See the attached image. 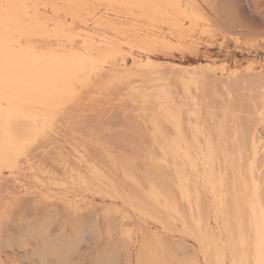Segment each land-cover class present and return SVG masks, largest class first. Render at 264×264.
<instances>
[{"label":"bare ground","instance_id":"6f19581e","mask_svg":"<svg viewBox=\"0 0 264 264\" xmlns=\"http://www.w3.org/2000/svg\"><path fill=\"white\" fill-rule=\"evenodd\" d=\"M239 1L0 0V264L20 249L41 264H72L76 246L88 236L101 238L104 226L109 243L96 252L94 264H119L122 258L130 264H175L162 251L188 253L193 244L185 235L198 244L201 259L178 264H264V74L250 63L245 72L221 68V76L208 63H173L165 70L148 53L159 41L148 32L164 25L178 40L188 30L208 33L212 27L242 34L249 29ZM42 8L62 15L44 16ZM121 19L131 25L126 28ZM124 48L143 52L131 53L133 67L117 64ZM208 87L212 97L220 87L233 99L238 90H256L259 96H249L263 98L260 104L245 94L237 99L247 100L245 109L251 103L254 122L248 119L244 127L240 106L236 113L229 103L218 107L225 116L217 115L213 102L207 101L210 107L202 98ZM117 106L138 111L135 125L115 131L123 145L152 144V166L142 176L137 150L121 153L120 142L118 151L120 145H111L102 131H85L84 117L105 108L113 113ZM132 112L127 115L135 117ZM227 115L234 118L231 124ZM144 126L152 141L146 142ZM203 191L211 196L213 220L204 211ZM96 197L109 202L99 207ZM151 223L165 233L180 224L184 238L170 243Z\"/></svg>","mask_w":264,"mask_h":264},{"label":"rangeland","instance_id":"374dc122","mask_svg":"<svg viewBox=\"0 0 264 264\" xmlns=\"http://www.w3.org/2000/svg\"><path fill=\"white\" fill-rule=\"evenodd\" d=\"M240 3V4H239ZM256 3H259V5L260 6H258V4H257V6H256ZM238 6H239V8H240V10H242V12H240V13H242L241 15H242V20L243 21H245V23H247V27H248V29L249 30H242V31H240L242 34H240L239 33V31H238V36H237V34L235 35V36H233L235 33L233 32V31H235V30H233L232 31V29H231V31L234 33V34H228V33H231V31H229V32H227V33H225L227 30H225V29H222L221 30V28H215V27H212V28H210V30H209V32L208 33H200V30L199 29H195L194 31L193 30H191V31H186V34L188 35L186 38H184V39H181V40H178L177 38H173V37H171L170 36V33H169V31H170V29H169V27L167 26V25H164L163 26V28L161 29V30H158V29H155V30H150L148 33L150 34V36L151 35H153V36H151V37H154V38H156L157 39V41H158V44L157 45H152V47L150 46V49H149V51H148V53L149 54H151L152 55V58L154 59V60H156V61H158V62H160V63H162V65L161 66H163L162 68H166L167 70H171L173 67H171V65L173 64V63H177V64H184V65H190V66H200V65H207V63L208 64H210V65H213L215 68H217V71H218V76H221V72H220V70H221V68H224L225 67V71L227 72V71H232L231 69H233V70H238L239 72H245L247 69H248V67H249V65L250 64H252V65H250L251 67H252V69H253V71L254 72H258L259 71V73L260 72H262L263 74H264V38H262V37H258L259 35L261 36V34L260 33H262V31H264V24H261L264 20V16H262V15H264V0H244V1H239L238 2ZM241 6V7H240ZM244 7V8H243ZM261 7H262V9L263 10H261ZM100 9H102V11H103V8L102 7H99ZM259 8H260V10H259ZM42 10V12H43V15L44 16H50V17H55V16H57V15H62V11H60V12H58V13H56L55 11H53L51 8H49V9H44V8H42L41 9ZM101 11V10H100ZM101 11V12H102ZM244 12V13H243ZM244 15H245V17H247V18H245L244 17ZM248 15V16H247ZM260 16V17H259ZM259 17V18H258ZM263 17V18H262ZM249 18V19H248ZM253 19V20H252ZM259 19H262V20H260V22L258 21ZM117 21V20H116ZM250 21L252 22V23H250ZM117 22H119L120 24H125L124 26H126V28L127 27H129L131 24V22L129 21V20H123V19H121V20H118ZM249 22V23H248ZM254 22V23H253ZM128 23V24H127ZM249 24H251V26L249 25ZM258 24V26H255V25H257ZM249 25V26H248ZM260 25V26H259ZM252 26L254 27L255 26V28L253 29L252 28ZM215 28V29H214ZM257 28H259V30H257ZM167 29V30H166ZM252 29H253V31H252ZM158 30V31H157ZM157 31V32H156ZM243 31H244V33H246L247 34V32H248V34L245 36L244 35V33H243ZM246 31V32H245ZM251 31H252V34H254V36H255V32L254 31H257V35L255 36V37H251L250 35H251ZM259 31H260V33H259ZM189 32V33H188ZM254 32V33H253ZM192 33V34H191ZM209 33H211L212 35H209ZM237 33V32H236ZM249 33H250V35H249ZM163 34V35H162ZM205 34V35H204ZM259 34V35H258ZM263 34V33H262ZM190 35V36H189ZM243 35V36H242ZM158 36V37H157ZM203 36V37H202ZM230 36H232V37H230ZM250 36V37H249ZM224 37V38H223ZM169 38V39H168ZM189 38V39H188ZM226 38V39H225ZM165 39V40H164ZM168 39V40H167ZM170 40V41H169ZM237 40V41H236ZM247 40V41H246ZM250 40V41H249ZM255 40V41H254ZM258 40V41H257ZM262 40V41H261ZM34 41L35 42H38V43H40V44H42V43H45V45H50V43H48L49 41L48 40H46V39H44V38H40V40L38 39V38H35L34 39ZM45 41V42H44ZM165 41V42H164ZM167 41H169V42H167ZM171 41H173V42H171ZM191 41H192V43H191ZM198 41V42H197ZM205 41V42H204ZM254 41V42H253ZM163 42H164V46H163ZM171 42V43H170ZM238 42V43H237ZM258 43V44H260V45H258V44H256V43ZM162 43V44H161ZM171 44V46L172 47H168V46H170V44ZM172 43H174V44H172ZM194 43V44H193ZM198 43V44H197ZM234 43H236V44H234ZM240 43V44H239ZM249 43V44H248ZM250 43H251V45H250ZM176 44H179L178 46L176 45ZM182 44V45H181ZM190 44V45H189ZM206 44H208V45H206ZM222 44V45H221ZM244 44V45H243ZM254 44V45H253ZM44 45V44H43ZM159 45V46H158ZM168 45V46H167ZM175 45V46H174ZM201 45V46H200ZM212 45H214V46H212ZM161 46V47H160ZM184 46V47H183ZM222 46V47H221ZM253 46V47H252ZM255 46V47H254ZM168 47V48H167ZM176 47V48H175ZM178 47V48H177ZM256 47H257V49H256ZM166 48V49H165ZM184 48H186V49H184ZM251 48V49H250ZM152 49V50H151ZM238 49H239V51H238ZM124 52L117 58V64L118 65H123L125 62H126V64L128 65V66H130V67H133L135 64H134V60L132 59V57H131V53L132 54H134V55H136V56H139L140 54H142L143 52L140 50L139 51V49H137V48H135V49H133V50H131V49H128V48H124ZM229 50V51H228ZM251 50H252V52H251ZM257 50V51H256ZM153 51H155L154 53H153ZM237 51V52H236ZM130 52V53H129ZM249 52V53H248ZM256 52V53H255ZM122 56H124V57H122ZM236 56V57H235ZM120 57H121V59H120ZM128 57V58H127ZM125 58V59H124ZM234 59V60H233ZM121 61V62H120ZM167 62H169V63H167ZM253 62V63H252ZM259 62V63H258ZM225 63V64H224ZM227 63V64H226ZM250 63V64H249ZM200 64V65H199ZM253 64H255V65H253ZM217 65V66H216ZM220 65V66H219ZM229 65V66H228ZM228 66V67H227ZM220 67V68H219ZM171 68V69H170ZM246 68V69H245ZM165 69V70H166ZM259 73H257V74H259ZM207 89V88H206ZM211 89H213L212 87H211ZM210 87H208V89L207 90H209L208 91V95L206 94L205 95V92H207V91H205V92H203L204 94H203V100L204 101H208L209 102V104L211 105V102H210V100L213 102L212 103V108L213 109H215L214 110V112L217 114V115H219V113H221L220 115L222 116V118L225 116L224 115V112L222 113V112H220V111H222V109L220 110L219 108H221L222 106H223V104L225 105V106H227L228 105V103H229V106L233 109L234 108V110H235V112L237 113V111H236V108H237V110H239L240 108H241V110L240 111H242V112H240L239 111V113H237V114H240L239 115V117L241 116V115H243V118L245 117L246 118V120H245V123H243V121H244V119L241 117L240 119V122L242 123V125H244V127H246V121H247V123L249 122L250 123V125H251V123H253L254 122V117L253 116H255L254 115V113H253V115H252V112H254V109H253V106H251V103H253L254 105L256 104V103H258V104H260V102H257V100L259 101H261L262 102V100H263V98H261V97H258V99H256L257 97V94H258V96H259V93L256 91V90H254V91H256L257 92V94H255V97H254V94H253V96H249L250 94H252L254 91H252L251 93H248V92H244V91H235L236 92V95L238 94L239 96L241 95V96H243L244 94L245 95H248L249 96V99H247L246 97H242L243 99L244 98H246L248 101L250 100L251 101V103H249V102H247V109H249V107H252V108H250L249 110H247V109H245L246 107L244 106V105H246L245 104V101H247V100H245L244 102L243 101H239L238 102V100H240L241 99V97H237V98H235L236 100H237V102L238 103H235V105H234V101L236 102V100L235 99H233L234 97L233 96H230L229 97V95L228 94H226L223 90L221 91L220 90V87H217L216 88V91H218V94H217V99L215 98V97H212V94H210L209 95V93H211L210 92ZM257 90H259V89H257ZM211 91H213V90H211ZM260 91V90H259ZM221 92H224V96L223 95H221ZM234 92V93H235ZM241 92V93H240ZM244 92V93H243ZM256 92H254V93H256ZM234 93H233V95H234ZM248 93V94H247ZM261 93V92H260ZM220 94V95H219ZM223 94V93H222ZM204 95L205 96H207V97H204ZM218 95H219V97H218ZM226 95H227V97H226ZM209 96V97H208ZM212 98H211V97ZM222 96H223V98H222ZM247 96V97H248ZM260 96H261V94H260ZM224 97L226 98V99H228V102L226 103V101H225V99H224ZM232 97V98H231ZM205 98V99H204ZM210 98V99H209ZM253 98V99H252ZM209 99V100H208ZM233 99V100H232ZM214 100V101H213ZM218 100V101H217ZM230 100H232L233 101V104H231V101ZM242 100V99H241ZM256 100V101H255ZM208 102H207V104H208ZM243 102V103H242ZM256 102V103H255ZM216 103H220V104H218V106L216 107V108H218V109H216L214 106H215V104ZM221 103H222V105H221ZM132 105V104H130V103H127V105ZM208 104V105H209ZM231 104V105H230ZM240 104H243V105H240ZM252 104V105H253ZM257 104V105H258ZM126 105V106H127ZM129 105H128V107H129ZM209 105V106H210ZM221 105V106H220ZM126 106L125 107H119V106H117V109L115 108V110H114V107L113 108H111L110 110H112V112L113 113H115L116 114V116H115V114L112 116L111 114H113V113H111V112H109V108H107V113L108 114H110L109 116L111 117V122L110 123H108L109 122V119H108V117L109 116H107L108 114L106 113V108L103 110V111H105V112H100V111H97V112H99V113H97L96 112V115L97 114H99V115H95L94 116V114L92 113V115H90L88 118L86 117H84L83 119H88V120H86L85 122L88 124V126H89V129L87 128L88 126H87V124H86V128H85V131H88V130H90V129H94V130H96L97 131V133H99V131H102L101 132V135H102V137L104 136V138H105V140H108V142H109V140L112 142V143H110L111 145H113V143H115L116 145H120L119 144V142L123 145V142L124 141H122L121 140V138L120 137H118V136H121V135H118V133H117V135L115 134V131L116 132H119V130H123L124 131V129L126 128V130H125V132L126 131H128V128L129 127H131V125H135L136 123H137V121H139V118H138V120H137V118H136V115L138 114V111H134V113L131 111V110H126ZM210 106V107H211ZM238 106H240V108L238 107ZM242 106H243V109H242ZM94 108L96 107V106H93ZM92 107V108H93ZM132 107V106H131ZM229 107V108H230ZM245 107V108H244ZM101 106L99 107L98 106V110H101ZM119 108V109H118ZM121 108V109H120ZM122 108H123V113H125V114H123L124 116L123 117H121L122 116V114L121 113H118V112H122L121 110H122ZM130 108V107H129ZM128 108V109H129ZM133 108H134V106H133ZM230 108V109H231ZM239 108V109H238ZM132 109V108H131ZM213 109H209L210 111L212 110L213 111ZM244 109L246 110L245 111V113H243L244 112ZM85 110V109H84ZM134 110V109H133ZM251 110H252V112H251ZM118 111V112H117ZM86 112V111H85ZM84 112V113H85ZM130 112H132L133 114H134V116L135 117H129L127 114L129 113L130 114ZM246 112H247V114H246ZM249 112V113H248ZM118 113V114H117ZM131 113V114H132ZM86 114V113H85ZM103 114H107V115H101ZM132 114V115H133ZM136 114V115H135ZM215 114V115H216ZM249 114H251L250 116L252 117L251 119H253V121H251L250 120V116H249ZM89 115V114H88ZM117 115H118V117H117ZM126 115V116H125ZM132 115H130V116H132ZM245 115V116H244ZM107 117V118H103V117ZM117 118H115V117ZM229 116V117H228ZM230 116H232V115H227V117H228V119L229 120H231V122H230V124L232 123V120H234V118H233V116L231 117V119H230ZM249 116V117H248ZM95 117H97V119L95 118ZM120 117V118H119ZM128 117H129V119H128ZM91 118V119H90ZM94 118V119H93ZM99 118H101V119H99ZM122 118V119H121ZM125 118V119H124ZM131 118V119H130ZM136 118V119H135ZM221 117L219 116V118H218V116H217V118H216V121L217 120H219ZM221 118V119H222ZM96 119V121L95 122H92L93 120H95ZM108 119V120H107ZM112 119L114 120V122L112 121ZM134 119V120H133ZM98 120H99V122H98ZM106 120V121H105ZM116 120V121H115ZM118 120V121H117ZM126 122H125V121ZM243 120V121H242ZM90 121V122H89ZM132 121V122H131ZM134 121H136V122H134ZM105 122H107V123H105ZM117 122V123H116ZM124 122V123H123ZM128 122H129V124H128ZM93 123V124H92ZM120 123V124H119ZM85 124V123H84ZM107 124V125H106ZM113 124H115L116 125V127L115 126H113L114 127V129H112L111 127V125H113ZM126 124H128V125H130L128 128L126 127ZM211 124V123H210ZM97 125V126H96ZM120 125V126H119ZM123 125H124V127H123ZM249 125V124H248ZM248 125H247V127H248ZM249 125V126H250ZM111 126V127H110ZM118 126V127H117ZM94 127V128H93ZM116 128H118V129H116ZM124 128V129H123ZM144 128H146V129H144ZM102 129V130H101ZM104 129V130H103ZM110 129V130H109ZM112 129V130H111ZM143 129H144V131H143V133H145V134H147V136H146V138L148 139V135H149V130L147 129V127L146 126H144L143 127ZM111 131V132H110ZM107 132H109V134L107 133ZM107 135H106V134ZM127 133H129V132H127ZM105 134V135H104ZM112 134H115V137H113V135ZM130 134V133H129ZM129 134H127V135H129ZM108 135H111V139H109V137H108ZM106 136H107V138H106ZM130 136V135H129ZM116 137H118L119 138V140H118V138H116ZM116 138V139H115ZM151 138V136L149 135V139ZM116 141H114V140ZM146 139V142L147 141H152L151 139L149 140H147ZM149 145H146L145 147L143 146L142 147V145L141 144H139V146L137 145V147L139 148H133L131 145H129V147L131 148L130 149V151H129V147H128V145H126V143L122 146V145H120L119 147H117L118 148V151L119 152H121V153H126V154H130L133 150L134 151H136L137 150V155H139L140 154V156H138V160L140 161V163H138V165H139V168H140V176H142V174H144L146 171H148L150 168H151V163H150V160H149V158L147 157V155H148V150H150V149H152V144H151V142L149 143V142H147ZM114 144V145H115ZM65 145H69L68 147H69V149H71V146H70V144L69 143H65ZM115 145V146H116ZM126 145V146H125ZM122 146V147H121ZM121 147V148H120ZM124 147H127V150L126 149H122V148H124ZM142 147V148H141ZM120 148V149H119ZM133 149V150H132ZM128 151V152H127ZM141 152V153H140ZM143 153V154H142ZM142 154V155H141ZM145 154V155H144ZM144 155V156H143ZM145 157V158H144ZM141 158V159H140ZM144 159V160H143ZM146 160V161H145ZM147 160H148V162H147ZM140 164H143V166H140ZM146 164V165H145ZM143 167V168H142ZM147 169V170H146ZM145 171V172H144ZM144 186H145V184H144ZM129 190H131L132 188H131V186H126ZM145 188V187H144ZM204 192V195L206 196H202V201H203V207H204V211L206 210V214L208 215V216H210V218H211V220H213V207H212V200H211V196L207 193V192H205V191H203ZM81 196V195H80ZM90 196V198H93V197H91V195H89ZM107 202H109V200L108 201H103L100 197H96V203H97V206H99L100 207V205L101 204H104V203H107ZM205 202V203H204ZM101 203V204H100ZM100 204V205H99ZM205 205V206H204ZM209 205V206H208ZM208 208V209H207ZM89 217H90V215H89ZM88 217V218H89ZM91 218V217H90ZM151 230H153V231H156V232H158L160 235H162L163 237H164V235H165V237L167 238L168 237V241L171 243V242H174V241H178L179 239L181 240L182 239V237L184 238V236H181V235H179V232H178V230H182V227H181V225L180 224H178V225H175V230H173V231H171V232H169V233H165V232H163L161 229H159L155 224H153V223H151L149 226H148ZM212 228L215 230V231H217V227H216V224L213 222V225H212ZM178 229V230H177ZM107 227L106 226H104L103 227V229H102V235H101V238H99V239H92L91 240V237H89L88 236V241L87 240H85V242L83 241V242H81V244H78L77 246H76V248H77V250L75 251V253H73V263L74 264H77V263H79V264H84V262H85V264H94L93 263V261H92V259H93V257H94V255L96 254V252L97 251H99V250H102V249H104L107 245H108V243H109V239L107 238ZM176 231V232H175ZM165 237H164V239H165ZM174 238V239H173ZM107 239V240H106ZM171 239V240H170ZM185 239H186V243H188V244H190V245H192V247L194 248V250H192V247H191V249L189 250V252L187 253H184V254H182V252H178V250L176 249V250H174V252L173 253H171V254H169L170 252L168 251V249L166 250V249H164L163 251H162V254H164V257H168L169 258V260H172L175 264H178V261H181V260H185L184 262L186 263V262H188V261H186V260H189L191 257H196V258H198L199 257V260L201 259V253L199 252V246H198V244L197 243H195V241L190 237V236H188V235H185ZM94 240V241H93ZM166 240V241H167ZM98 241V242H97ZM167 241V242H168ZM90 242V243H89ZM95 242V243H94ZM87 243V244H86ZM83 244V245H82ZM84 244H85V247H84ZM91 244H92V246H91ZM94 244V245H93ZM80 245V246H79ZM89 246V247H88ZM80 248V249H79ZM85 249V250H84ZM80 251V252H77V251ZM166 250V251H165ZM170 250V249H169ZM172 250V249H171ZM82 251V252H81ZM88 251H89V253H88ZM168 251V252H167ZM195 251V253H193ZM86 252V253H85ZM177 253V256H176V253ZM197 252V253H196ZM169 254V255H168ZM181 254V255H180ZM186 254V255H185ZM195 254V255H194ZM86 255V256H85ZM198 255V256H197ZM15 256V257H14ZM27 255H25V252L24 251H22V249H20V250H16V251H10V253L7 255V256H5L4 258H5V263L6 264H36L37 262V264H41V262L38 260V259H31V258H29L28 256L26 257ZM174 257V258H173ZM177 257V258H176ZM188 257H190V258H188ZM27 260H26V259ZM28 258H29V260H28ZM172 258V259H171ZM176 258V259H175ZM181 258V259H180ZM187 258V259H186ZM123 259V258H122ZM121 259V262L119 263V264H125V262H126V264H130L129 262H128V260L126 259V258H124V260H122ZM174 259V260H173ZM177 259H179V260H177ZM32 260V261H31ZM35 260H36V262H35ZM86 260V261H85ZM24 261V262H23ZM28 261H30V263L28 262ZM177 261V262H176ZM14 262H16V263H14ZM33 262V263H32ZM72 263V264H73ZM43 264V263H42ZM131 264H133V263H131Z\"/></svg>","mask_w":264,"mask_h":264},{"label":"snow or ice","instance_id":"6c2138e0","mask_svg":"<svg viewBox=\"0 0 264 264\" xmlns=\"http://www.w3.org/2000/svg\"><path fill=\"white\" fill-rule=\"evenodd\" d=\"M10 7V6H9Z\"/></svg>","mask_w":264,"mask_h":264}]
</instances>
